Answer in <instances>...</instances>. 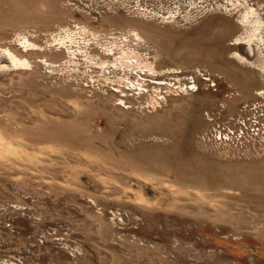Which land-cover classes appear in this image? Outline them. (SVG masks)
Segmentation results:
<instances>
[{
    "label": "rangeland",
    "instance_id": "obj_1",
    "mask_svg": "<svg viewBox=\"0 0 264 264\" xmlns=\"http://www.w3.org/2000/svg\"><path fill=\"white\" fill-rule=\"evenodd\" d=\"M0 264H264V0H0Z\"/></svg>",
    "mask_w": 264,
    "mask_h": 264
}]
</instances>
